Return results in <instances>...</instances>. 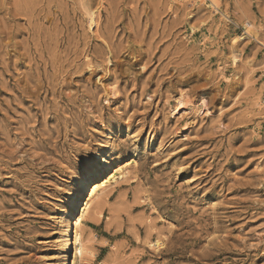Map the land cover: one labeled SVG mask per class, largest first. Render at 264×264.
Returning a JSON list of instances; mask_svg holds the SVG:
<instances>
[{
    "label": "rangeland",
    "instance_id": "rangeland-1",
    "mask_svg": "<svg viewBox=\"0 0 264 264\" xmlns=\"http://www.w3.org/2000/svg\"><path fill=\"white\" fill-rule=\"evenodd\" d=\"M86 176L84 264H264V0H0V264H73Z\"/></svg>",
    "mask_w": 264,
    "mask_h": 264
},
{
    "label": "bare ground",
    "instance_id": "bare-ground-1",
    "mask_svg": "<svg viewBox=\"0 0 264 264\" xmlns=\"http://www.w3.org/2000/svg\"><path fill=\"white\" fill-rule=\"evenodd\" d=\"M91 23H92V21L90 22V24ZM104 166L106 168H108L109 164L106 161H104ZM127 174H128L127 171L122 170L121 173L119 174L118 178L120 180H122V178L125 177ZM90 180L91 179L87 176L83 177L82 179L79 180V188L81 189V193H80V195L77 196V198H75L73 200V203H72L74 210H77L80 204H81L80 206H82V205L84 206V208L81 210V215L79 216V218L74 223L76 226V229H75L74 234L71 238L72 243L68 240L69 234H70L69 226H67L68 229L64 233V238H65L64 249L68 252L70 250V247L71 248L73 247V250H74V253L72 256L73 264H84V258L85 257H87V258L93 257V253H92L91 249L89 247H87L86 242L84 241L83 236L81 235V233L78 229H79V227H81L83 225L82 224L83 220L87 216V214L92 211L91 202L94 199V197H96V194L103 191L110 184L104 180V183L102 182V183L93 184V186H90ZM108 181H109V179H108ZM113 181L115 182L116 180H113ZM89 187H91V190L89 191L88 198H87L85 204L84 203L82 204L81 203L82 193H85L87 189H90ZM95 216H98V218H101V216H102L101 211H97ZM65 218H66V220L69 219V217H65ZM151 246L152 245L150 244V247ZM153 246L159 247L160 245L158 244V242H156ZM64 264H67V263L65 262Z\"/></svg>",
    "mask_w": 264,
    "mask_h": 264
}]
</instances>
